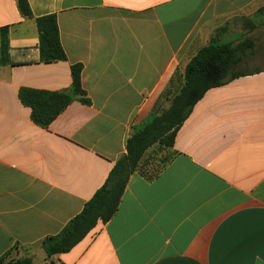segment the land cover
Masks as SVG:
<instances>
[{
    "label": "crops",
    "instance_id": "0c3cea01",
    "mask_svg": "<svg viewBox=\"0 0 264 264\" xmlns=\"http://www.w3.org/2000/svg\"><path fill=\"white\" fill-rule=\"evenodd\" d=\"M0 0V257L46 264L59 234L127 154V141L218 42L252 44L179 128L175 158L128 182L116 216L64 264H264V0ZM55 15L66 61L40 62L36 19ZM228 44V43H226ZM247 46V45H246ZM81 64L90 105L74 100L46 129L21 88L68 90Z\"/></svg>",
    "mask_w": 264,
    "mask_h": 264
},
{
    "label": "trees",
    "instance_id": "16d2710c",
    "mask_svg": "<svg viewBox=\"0 0 264 264\" xmlns=\"http://www.w3.org/2000/svg\"><path fill=\"white\" fill-rule=\"evenodd\" d=\"M17 6L22 17L33 18L28 0H17ZM36 25L40 62L66 61L56 16L39 17ZM224 30L218 29L212 42L191 59L184 74V84L171 100L169 108L161 113L153 112L151 120L135 130L127 141V154L116 162L104 185L85 204L83 210L59 234L41 242L49 264H64L55 260V257L70 252L99 222L106 224L116 216L130 177L140 171L147 151L155 145L169 154L157 172L150 175L152 179L157 177L177 155L173 150L176 134L198 101L208 90L226 85L238 77L233 70L243 61L246 49L252 48V44H221L218 38ZM82 72L81 64L71 66L72 86L68 90H19V99L31 109V119L35 125L48 128L74 100L90 105V99L82 86ZM0 264H33V261L30 257L8 260L3 256L0 257Z\"/></svg>",
    "mask_w": 264,
    "mask_h": 264
},
{
    "label": "rangeland",
    "instance_id": "374dc122",
    "mask_svg": "<svg viewBox=\"0 0 264 264\" xmlns=\"http://www.w3.org/2000/svg\"><path fill=\"white\" fill-rule=\"evenodd\" d=\"M229 42L230 40H225L223 43L226 44ZM158 113H161V112H158ZM150 120L151 119L149 117L148 120L144 124H146ZM168 155L169 154L166 150L160 149L157 145L151 147L146 153L145 162H144L145 170L151 173L152 175H154L157 172V169L161 165L162 161L165 160ZM46 264H49V262H46Z\"/></svg>",
    "mask_w": 264,
    "mask_h": 264
}]
</instances>
